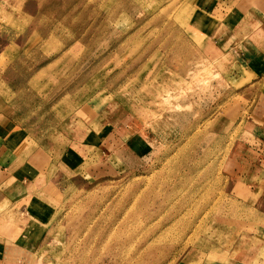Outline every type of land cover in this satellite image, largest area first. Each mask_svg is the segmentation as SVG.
I'll return each mask as SVG.
<instances>
[{
    "label": "rangeland",
    "instance_id": "obj_1",
    "mask_svg": "<svg viewBox=\"0 0 264 264\" xmlns=\"http://www.w3.org/2000/svg\"><path fill=\"white\" fill-rule=\"evenodd\" d=\"M233 7L0 0V123L35 180L0 203L7 247L28 264H211L264 239V198L240 196L242 83L203 46Z\"/></svg>",
    "mask_w": 264,
    "mask_h": 264
},
{
    "label": "crops",
    "instance_id": "obj_2",
    "mask_svg": "<svg viewBox=\"0 0 264 264\" xmlns=\"http://www.w3.org/2000/svg\"><path fill=\"white\" fill-rule=\"evenodd\" d=\"M228 2L234 7L224 15L222 26L211 32L203 46L210 54L207 57L211 59V64L225 82L231 85L242 83L237 90L246 103L245 114L239 121L245 140L239 143L238 153L241 154L244 149V152H250L253 156L244 157L247 166L244 169V181L247 180L249 184H246L247 188L240 196L243 204L252 206L264 198V0ZM218 4L219 1L214 5ZM1 123L0 203L12 205L28 194L35 180L24 175L31 174L25 165L27 161L8 156L7 143L13 129L8 121ZM23 254V249L15 246L10 249L5 240L0 238V264H28ZM224 259L211 260V264H264V239L257 237L250 247L234 251ZM205 261L201 264H208Z\"/></svg>",
    "mask_w": 264,
    "mask_h": 264
}]
</instances>
